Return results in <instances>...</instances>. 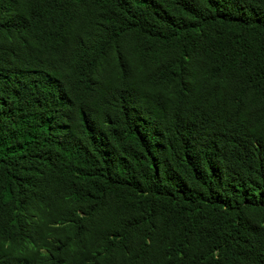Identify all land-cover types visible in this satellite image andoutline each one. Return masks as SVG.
I'll list each match as a JSON object with an SVG mask.
<instances>
[{
  "label": "trees",
  "instance_id": "16d2710c",
  "mask_svg": "<svg viewBox=\"0 0 264 264\" xmlns=\"http://www.w3.org/2000/svg\"><path fill=\"white\" fill-rule=\"evenodd\" d=\"M0 264H264V0H0Z\"/></svg>",
  "mask_w": 264,
  "mask_h": 264
}]
</instances>
